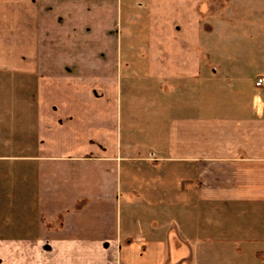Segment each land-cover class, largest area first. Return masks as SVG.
I'll return each instance as SVG.
<instances>
[{"label":"crops","instance_id":"1","mask_svg":"<svg viewBox=\"0 0 264 264\" xmlns=\"http://www.w3.org/2000/svg\"><path fill=\"white\" fill-rule=\"evenodd\" d=\"M263 21L264 0H0V264H258Z\"/></svg>","mask_w":264,"mask_h":264},{"label":"rangeland","instance_id":"2","mask_svg":"<svg viewBox=\"0 0 264 264\" xmlns=\"http://www.w3.org/2000/svg\"><path fill=\"white\" fill-rule=\"evenodd\" d=\"M262 28H263V31H264V21L262 22ZM264 38V37H263ZM264 248V246H263ZM262 251H264V249H262ZM262 262H264V254L260 255L258 257V264H261ZM263 264V263H262Z\"/></svg>","mask_w":264,"mask_h":264},{"label":"built area","instance_id":"3","mask_svg":"<svg viewBox=\"0 0 264 264\" xmlns=\"http://www.w3.org/2000/svg\"><path fill=\"white\" fill-rule=\"evenodd\" d=\"M256 87L264 88V77L257 80Z\"/></svg>","mask_w":264,"mask_h":264}]
</instances>
